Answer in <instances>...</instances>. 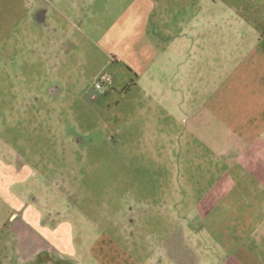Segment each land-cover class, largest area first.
<instances>
[{
	"label": "rangeland",
	"instance_id": "obj_1",
	"mask_svg": "<svg viewBox=\"0 0 264 264\" xmlns=\"http://www.w3.org/2000/svg\"><path fill=\"white\" fill-rule=\"evenodd\" d=\"M259 16V0H0V180L11 165L27 189L42 183L75 226L139 264H175L166 241L187 264H226L234 221H264V153L252 169L230 153L212 111L264 48ZM160 50L172 57L155 76ZM14 207L0 203V225Z\"/></svg>",
	"mask_w": 264,
	"mask_h": 264
},
{
	"label": "crops",
	"instance_id": "obj_2",
	"mask_svg": "<svg viewBox=\"0 0 264 264\" xmlns=\"http://www.w3.org/2000/svg\"><path fill=\"white\" fill-rule=\"evenodd\" d=\"M259 8V19L264 26V0H259ZM175 54L181 57L180 51ZM148 55L151 57L148 68L155 76L161 72L159 59L172 57L161 50ZM251 56L253 59L240 71L234 70L232 80L218 90L212 119L227 122L229 136L233 138L228 151L238 152L239 160L252 169V155L264 153V48ZM131 72L140 78V70L134 66ZM205 109L203 107L198 115H204ZM233 121H238V125H233ZM3 167L0 203L14 205L18 216L11 225H0V264H139L114 236L106 232L93 236L91 227L75 226L69 217L62 215L57 197L45 195L42 183H34L35 189L29 190L30 184L23 172L13 173L11 165L7 169ZM242 216L243 221H234L229 230L232 235L221 243L229 254L226 264H264V221L257 226L250 219L253 215ZM177 232L187 233V228L181 227ZM242 233L247 236L238 241ZM183 240L185 237H179L175 242L181 244L186 241ZM165 245L164 254L170 262L187 264L177 243L166 241Z\"/></svg>",
	"mask_w": 264,
	"mask_h": 264
},
{
	"label": "built area",
	"instance_id": "obj_3",
	"mask_svg": "<svg viewBox=\"0 0 264 264\" xmlns=\"http://www.w3.org/2000/svg\"><path fill=\"white\" fill-rule=\"evenodd\" d=\"M111 79L108 75H104L102 79L95 85L94 91L96 93L104 94L106 87L110 85Z\"/></svg>",
	"mask_w": 264,
	"mask_h": 264
},
{
	"label": "flooded vegetation",
	"instance_id": "obj_4",
	"mask_svg": "<svg viewBox=\"0 0 264 264\" xmlns=\"http://www.w3.org/2000/svg\"><path fill=\"white\" fill-rule=\"evenodd\" d=\"M39 14H41V13H40V12H39V13H36V14H35V17L37 18V17L39 16Z\"/></svg>",
	"mask_w": 264,
	"mask_h": 264
}]
</instances>
